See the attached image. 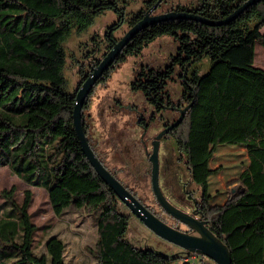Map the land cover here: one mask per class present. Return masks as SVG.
Listing matches in <instances>:
<instances>
[{"label":"trees","instance_id":"16d2710c","mask_svg":"<svg viewBox=\"0 0 264 264\" xmlns=\"http://www.w3.org/2000/svg\"><path fill=\"white\" fill-rule=\"evenodd\" d=\"M158 1L147 0L146 12L133 15L131 26ZM247 1L200 0L191 9L178 5L176 11L221 23ZM129 4L130 0H0V165L31 187L48 192L58 188L64 206L91 201L96 264H173L190 254L182 250L183 256H165L139 249L128 239L124 204L81 150L72 121L76 92L70 91L64 75L68 37L88 31L108 11L122 19ZM263 28L264 0L223 25L192 19L160 22L137 34L100 81H107L127 57L138 55L157 38H174L177 51L168 65L143 71L133 89L156 107L168 106L173 105L169 85L179 82L178 105L191 107L175 130V140L193 183L205 197L209 230L228 249L232 264H264V70L255 67L256 43L264 44ZM116 43L108 37L107 48L112 50ZM99 63L95 60L90 69ZM22 113L27 115L23 124L9 116ZM84 130L87 137L86 126ZM223 146L243 147L249 164L239 176L238 189L223 204L210 206L209 180L217 173L210 163ZM14 194L15 189L2 193L6 208L0 210V264H66V245L56 235L47 241L45 253L35 255L37 227L29 213L33 195L25 191L18 203ZM201 259L183 264H204Z\"/></svg>","mask_w":264,"mask_h":264},{"label":"rangeland","instance_id":"374dc122","mask_svg":"<svg viewBox=\"0 0 264 264\" xmlns=\"http://www.w3.org/2000/svg\"><path fill=\"white\" fill-rule=\"evenodd\" d=\"M146 1L130 0V4L123 9L122 19L114 11H108L97 17L88 31L81 34L73 33L68 37L64 43L67 58L64 75L71 92H77L92 74L89 64L93 65L95 60L101 62L111 51L107 48L108 37L113 36L119 42L130 32L133 27L130 20L133 15L146 12ZM199 2L200 0H167L156 12L151 13L152 16H160L171 12L170 9L177 5L191 9ZM261 33L264 36V28ZM176 51L177 43L174 38L162 36L150 43L138 55L127 57L111 72L107 81L100 82L109 69L94 86L88 97L90 98L88 107L84 109L82 116L85 122L83 125L88 129L87 139L107 168L117 173L111 171L129 187L142 204L157 213L167 225L185 230L183 225L161 211L153 195L149 174L151 164L143 150L140 138L142 130L137 124L138 113L133 110L134 105L140 111L151 109L144 94L140 90L133 89V84H136L139 75L149 69L165 68L171 55ZM203 64L207 67L209 62L204 60ZM255 67L264 70V44L261 42L256 43ZM95 68L93 67V70ZM85 76L87 77L84 79ZM169 90L173 101L181 98L182 90L179 82L170 83ZM9 116L16 124H23L27 120V115L24 113ZM169 116H172L170 112ZM161 130V124L154 123L145 136L146 143L151 142L153 136ZM166 141L164 139L162 145L165 146ZM167 145H170L168 147L170 151L165 150V152L171 154L168 156L169 164L163 167L166 174L160 177V187L164 193H167V197L171 198L173 205L178 206L180 202L172 195L173 192L176 193L178 185V180L174 177L177 169L183 175V182L187 183L190 190L194 189L193 196H200L201 189L193 184L183 154H181L183 161H179V164L177 158L180 152L176 144L169 141ZM148 147L150 149V144ZM248 164L247 152L243 147L218 148L210 163V167L217 172L209 180L210 206L223 204L228 196L238 189L237 181ZM67 183L66 186L69 187ZM77 186V188L81 187V185ZM11 189H15L14 197L18 203L23 202L25 191H30L33 195L29 213L32 223L37 227L33 245L35 255L40 256L45 253L47 241L53 235H57L66 245L64 254L66 264H96L97 230L90 210L91 201L64 206L60 202L58 188L55 187L48 192L42 188L31 187L19 179L8 166L0 165V210L6 208V200L2 197L3 191ZM181 202L183 206L189 205L184 199ZM7 207L10 209L11 205L8 203ZM121 210L129 218L127 237L135 247L142 250L150 249L170 257L183 256L181 254L183 249L156 236L125 205L121 206ZM190 257L185 255V258L173 264H183L184 260ZM201 260L204 264H215L207 257ZM196 261H200V257H196Z\"/></svg>","mask_w":264,"mask_h":264},{"label":"water","instance_id":"95a60500","mask_svg":"<svg viewBox=\"0 0 264 264\" xmlns=\"http://www.w3.org/2000/svg\"><path fill=\"white\" fill-rule=\"evenodd\" d=\"M162 0H159L155 7L150 9L143 19L134 25L130 32L119 42H117L113 49L109 51L99 65L92 71V74L87 77L82 86L75 93V107L72 113L73 126L76 136L81 146V150L88 162L94 169L95 173L100 179L114 192L116 197L131 211V213L139 219L144 226L162 240L179 247L186 251L188 254L195 253L200 257H207L215 264H232V258L228 249L224 244L217 239L213 233L205 226V222H199L193 217L184 214L174 208L162 195L159 187V162H158V145L163 136L169 131L178 127L184 120L186 113L191 105L181 109L179 118L168 128L163 130L156 138L157 142L154 144V153L151 156L153 164L152 170V186L156 195L158 203L173 217L180 220L182 223L187 224L194 229L198 235L193 236L185 232L174 229L167 225L157 215L153 214L151 210L145 207L131 192L128 191L122 183L112 175V173L102 164L95 152L92 150L84 130L83 125V108L87 104V100L94 86L103 77V75L114 65L119 58L124 48L133 40V38L146 28L167 20L175 19H192L206 25L216 26L229 23L231 20L236 19L248 7L258 3L261 0H248L239 8L235 13L226 21L221 23L210 22L200 16L189 13L172 12L160 16H152L151 12L158 7Z\"/></svg>","mask_w":264,"mask_h":264},{"label":"flooded vegetation","instance_id":"af4514ba","mask_svg":"<svg viewBox=\"0 0 264 264\" xmlns=\"http://www.w3.org/2000/svg\"><path fill=\"white\" fill-rule=\"evenodd\" d=\"M165 2H167V0H162L160 2V4L158 5V7L155 8L152 13L156 12V10H158L163 5V3H165ZM170 10H171V12H167L165 14H170L172 12H177L176 11V7L175 8H171ZM152 13L150 15H152ZM160 15H164V14H160ZM127 46H126V48H127ZM126 48L122 51L121 55H123L126 52ZM121 55L119 56V58L122 57ZM119 58L117 59V61L115 63H118L119 62ZM145 99L147 100V102L151 106V109L149 111H140L137 108V106H135V105L133 106V110L136 113H138L137 124H138V127L142 130V134H141V137L140 138H141V142H142V145H143V150H144V152H145V154H146V156L148 158L149 163L151 164V171H150L149 174L151 176V186H152V170H153V164H152V162H151L150 159H151V156L154 153V149H155L154 144L157 142L156 138H157V136L163 130H165L166 128H168L170 125H172L179 118V116H180V112L179 111L181 110L180 109L181 106L178 105V101H173L172 100L173 105L164 106V105H160L159 104L160 107H156L152 103H150V101H149L150 98L149 99L148 98H145ZM169 112L172 114V116H169ZM157 122L161 124L162 130L159 131V132H157V134L155 136H153V138L151 139V142L149 141V143H146V139H145L146 134L150 131V128L152 127V125L154 123H157ZM177 128L178 127H176L173 130L169 131V133L166 134L165 136H163L162 139L159 141V145H158L159 187H160V177H161V175L162 174H164V175L166 174L163 171V167L164 166L166 167L169 164V162H168V156L171 153L165 152V150L166 151H170V150H168V147L170 146V145H167L168 142L169 141H173L176 144L177 148H178V145H177L176 140H175V130ZM164 139L167 140L164 143L165 146L162 145ZM148 144H150V149L151 150L149 149ZM178 150H179L180 153H179V156H178L177 160H178V162L179 161L181 162V161H183V159L181 158V154H183V153L181 152V150L179 148H178ZM100 161L107 168V166L103 163V161L101 159H100ZM180 162H179V164H180ZM109 171L110 172L111 171L114 172L113 170H109ZM114 173H112V175H114V177L121 182V180L118 177L115 176V174H117V173H115V174ZM174 177L177 178L178 185H177V188H176L177 189L176 190V193L173 192L172 195L175 196L174 199H177L180 202L179 204H177L178 206L173 205V203L171 202V198H168L167 195H166L167 193H164L163 190H162V188L160 187V191H161L162 195L166 198V200L174 208H176L177 210H179L180 212H182L184 214H187V215L193 217L194 219L198 220L199 222H205V226L209 229V223H208V220L206 219V211H205L206 201H205V197H203V195H202V192H201V195L200 196H197V195L196 196H193L194 189L190 190L189 189L190 187H188L187 183H184L183 182V175L180 173V171H178V169L176 170V174H174ZM165 178H166V176H165ZM121 183H122V185L124 187H126L128 189L129 192L132 193V191L129 189V187H127L126 185H124L123 182H121ZM152 191H153V186H152ZM168 191H169V189H168ZM153 195H154V197L156 199V195H155L154 191H153ZM182 199H184V201H186V203H188L189 205L183 206L182 205V202H181ZM144 206L147 207L146 205H144ZM159 206H160L161 211L165 212L167 215H169L171 218H173L179 224L183 225L184 228H185V230H180L178 228H174L173 227L174 229H177L179 231L185 232V233L190 234V235H193V236H197L198 235V233L194 229H192L187 224L182 223L180 220H178L177 218H175L172 215H170L160 204H159ZM149 210H151V209H149ZM151 211H152L153 214L157 215V213H155L153 210H151Z\"/></svg>","mask_w":264,"mask_h":264},{"label":"built area","instance_id":"2783aa9c","mask_svg":"<svg viewBox=\"0 0 264 264\" xmlns=\"http://www.w3.org/2000/svg\"><path fill=\"white\" fill-rule=\"evenodd\" d=\"M188 256H191L190 258H187L186 261H196V257H200L199 255L195 254V253H192Z\"/></svg>","mask_w":264,"mask_h":264},{"label":"crops","instance_id":"0c3cea01","mask_svg":"<svg viewBox=\"0 0 264 264\" xmlns=\"http://www.w3.org/2000/svg\"><path fill=\"white\" fill-rule=\"evenodd\" d=\"M56 237H57V235H56Z\"/></svg>","mask_w":264,"mask_h":264}]
</instances>
